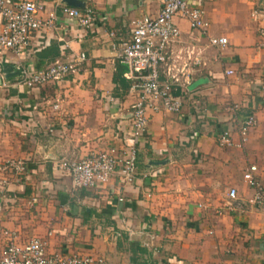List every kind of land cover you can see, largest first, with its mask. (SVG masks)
Masks as SVG:
<instances>
[{
    "label": "crops",
    "instance_id": "0c3cea01",
    "mask_svg": "<svg viewBox=\"0 0 264 264\" xmlns=\"http://www.w3.org/2000/svg\"><path fill=\"white\" fill-rule=\"evenodd\" d=\"M193 1L206 10L208 33L177 16L179 47L196 45L203 63L191 74L180 112L149 110L132 183L115 175L96 189L77 191L54 163L130 142L138 95L112 43L130 36L134 18L156 15L163 0H92L99 13L93 27L65 15L64 0H44L41 16L56 12V26L35 34L21 55L0 50V115L19 131L11 135L9 123H1L0 138L17 143L11 156L28 166L21 177L0 180V260L12 238L45 237L51 249L105 259L95 264H264V207L247 202L255 190L244 180L256 164L264 184V0ZM2 27L0 15V33ZM210 36H226L229 43L214 46ZM82 53L79 70L59 83L31 88L20 82V72L5 71L8 65L37 71ZM235 104L240 117L253 113L258 122L243 147L236 145ZM227 129L234 145L219 141ZM231 187L242 204L234 209Z\"/></svg>",
    "mask_w": 264,
    "mask_h": 264
},
{
    "label": "built area",
    "instance_id": "2783aa9c",
    "mask_svg": "<svg viewBox=\"0 0 264 264\" xmlns=\"http://www.w3.org/2000/svg\"><path fill=\"white\" fill-rule=\"evenodd\" d=\"M85 7L79 8L63 4L62 12L72 18H77L84 27H93L98 17V10L92 0H84ZM44 0H22L11 4L8 0H0V15L3 27L0 33V50H11L17 55L25 52L32 43L34 35L55 27L58 14L51 12L47 17L41 16ZM260 9L253 11L256 17ZM186 19L192 29L208 33L210 22L206 19V10L202 3L193 0H163L156 15L144 14L131 21L130 36L112 43L115 57L128 65L124 74L130 82V88L138 97L131 105L130 142H124L122 147L111 146L108 149L93 151L82 158L63 156L55 160V168L60 173L67 174L72 181L74 190L96 189L109 182L117 175L122 183H132L137 168V142L147 130L149 110L159 111L162 108L168 112H180L184 105V93L189 92L192 83L191 74L196 65L203 63L201 51L196 45H179L181 28L176 17ZM259 33L264 35V24ZM117 37L115 32H112ZM214 46L227 45L226 36H210ZM86 56L84 53L75 60L57 59L46 68L34 71L28 68L20 69L22 84L27 87H37L46 83H59L71 74H75ZM232 74L233 70H227ZM264 89V82L261 84ZM111 101L115 97L110 96ZM58 107V105H55ZM240 105L231 107L238 118V133L240 140L237 146L243 147L250 132L257 125V117L249 113L239 116ZM238 113V114H237ZM128 136V137H129ZM123 137V135H121ZM222 145H234L232 132L225 130L219 135ZM6 173L13 176L25 174L27 163L23 159H9L5 163ZM258 166L250 164L244 172V180L254 188V194L248 203L264 207V184L259 180ZM7 182L5 176L0 177ZM229 200L239 201L236 187L228 191ZM123 199V198H122ZM229 201V203H230ZM241 204V203H240ZM242 205V204H241ZM149 243H147L148 245ZM102 257L91 254L72 253L63 249H51L50 242L45 237H34L25 242L12 238L4 247L0 264H95L103 263Z\"/></svg>",
    "mask_w": 264,
    "mask_h": 264
},
{
    "label": "rangeland",
    "instance_id": "374dc122",
    "mask_svg": "<svg viewBox=\"0 0 264 264\" xmlns=\"http://www.w3.org/2000/svg\"><path fill=\"white\" fill-rule=\"evenodd\" d=\"M260 7V6H259ZM259 7H255L254 8V10H256V9H259ZM253 10V11H254ZM1 118H3L1 115H0V126L2 127V124L1 123H3V125H5V123H9V125H10V131H12V134L11 135H19V131H18V129L17 128H15L14 126H13V122H11V121H8L7 119H6V117H5V119L3 118V119H1ZM258 123V122H257ZM256 126V125H255ZM254 128V127H253ZM252 128V129H253ZM2 134H1V132H0V136H1ZM12 137V136H11ZM12 141V140H11ZM0 144H3L4 146L3 147H0V175H4L5 176V178L6 177H8V178H14V177H12L13 175L11 174V173H6V169H5V163H6V161L7 160H9V159H17V158H14V157H12L11 155L12 154H15V151H16V146L15 145H17V143H14L13 142V144L11 145V143H10V141H8L5 137L4 138H0ZM16 147V148H15ZM9 156V157H8ZM12 158H11V157ZM8 174V175H7ZM65 173H63L62 175H64ZM65 176V175H64ZM1 177V176H0ZM18 177H21V176H18ZM249 199V198H248ZM230 201V200H229ZM240 201V200H239ZM248 201V200H247ZM241 202H238V201H230V203H228V205L230 206V207H232L233 209H234V207H239V206H242L241 204H240ZM17 240V239H16ZM76 253H78V252H76ZM82 254V253H81ZM103 263H105V259H104V262Z\"/></svg>",
    "mask_w": 264,
    "mask_h": 264
},
{
    "label": "water",
    "instance_id": "95a60500",
    "mask_svg": "<svg viewBox=\"0 0 264 264\" xmlns=\"http://www.w3.org/2000/svg\"><path fill=\"white\" fill-rule=\"evenodd\" d=\"M64 2L67 5L74 6V7H79V8L85 7V1L84 0H64ZM5 71L7 72V76H14V75L19 74V72H20V70H16L15 67L11 66V65L6 66ZM196 84H198V83H195L194 85H192L191 88L195 87Z\"/></svg>",
    "mask_w": 264,
    "mask_h": 264
},
{
    "label": "trees",
    "instance_id": "16d2710c",
    "mask_svg": "<svg viewBox=\"0 0 264 264\" xmlns=\"http://www.w3.org/2000/svg\"><path fill=\"white\" fill-rule=\"evenodd\" d=\"M125 79L123 78V79H121V82H123ZM27 169H28V166H27ZM135 247H137L138 248V245L137 246H135ZM140 250H144V249H142V248H140Z\"/></svg>",
    "mask_w": 264,
    "mask_h": 264
}]
</instances>
